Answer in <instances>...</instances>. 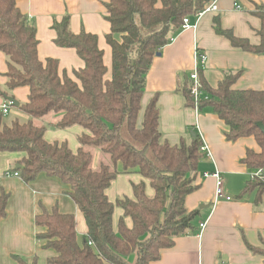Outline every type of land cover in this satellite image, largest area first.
Returning a JSON list of instances; mask_svg holds the SVG:
<instances>
[{
  "label": "trees",
  "instance_id": "16d2710c",
  "mask_svg": "<svg viewBox=\"0 0 264 264\" xmlns=\"http://www.w3.org/2000/svg\"><path fill=\"white\" fill-rule=\"evenodd\" d=\"M19 0H0V52L7 58V98L20 87L30 90L28 102L19 111L31 120L11 124L4 122L0 110V153L25 155L16 172L29 184L40 175L58 178L69 188L67 194L82 212L87 235L83 246L78 242L77 220L73 214H63L56 206L43 208L35 218L37 239L43 249L53 250L49 264H151L159 261L162 251L173 248L175 240L195 231L197 212H189L186 200L200 188L196 173L205 156L199 134L188 144L184 139L176 146L163 142L160 131L158 96L144 107L147 76L154 59L182 32L184 20H193L213 0H109L107 21L111 32L106 42L112 50L111 75L104 62V51L96 34L71 30V18L65 15L55 21V44L76 50L84 67L61 71L57 59L39 58L37 28L17 6ZM262 21L258 31L260 45H251L224 30L220 18H215V31L228 39L233 47L255 54H264V7L255 12ZM199 68L203 96L196 102L190 89L184 87L187 106L201 111L210 108L229 127L227 139L237 141L254 137L261 148L248 150L243 163L250 171L264 168V90H235L240 73L231 74L214 89ZM191 77V75H190ZM189 77V86L191 79ZM188 85V84H187ZM207 97V99H206ZM51 113L60 117L59 129L81 126L87 133L79 137L80 148L73 152L67 143H48L45 127L33 119ZM99 149L108 155L111 164L93 170V154ZM121 170H120V166ZM136 172L150 182L155 196L149 198L146 182L133 184L134 198L113 203L107 190L121 173ZM255 193V202L262 200L264 184L248 181L240 195ZM10 194L0 195V221L7 217ZM124 211L114 226L115 208ZM130 218L133 226L126 224ZM262 247L248 248L264 256ZM137 254L134 263L128 257ZM20 264L31 263L15 257Z\"/></svg>",
  "mask_w": 264,
  "mask_h": 264
},
{
  "label": "crops",
  "instance_id": "0c3cea01",
  "mask_svg": "<svg viewBox=\"0 0 264 264\" xmlns=\"http://www.w3.org/2000/svg\"><path fill=\"white\" fill-rule=\"evenodd\" d=\"M109 0H19L17 6L30 23L37 28L39 58L57 59L61 71L84 67L76 50L61 48L55 44V21L65 15L71 18V30L79 34L82 30L96 34L99 46L104 51V62L111 75L112 50L106 42L111 32L107 21L106 4ZM218 12H208L191 20V27L184 29L169 45L165 46L154 59L147 76L144 107L158 96L160 110V131L163 142L179 145L184 139L192 142V134H199L207 146L210 156L202 158L196 173V184L200 188L189 195L186 207L189 212H197L193 221L195 231L175 240L173 248L162 251L159 261L151 264H264V256L253 253L248 244L262 247L264 241V194L255 202V193L243 198L250 170L243 163L247 151L261 152L254 137L229 141V127L210 108L201 111L187 106L184 87L189 89V77L197 67V54L207 55L203 69L204 77L211 88L216 89L226 76L240 73L234 85L235 90H264V54H255L233 47L225 37L215 31V18H220L224 30H230L237 38L246 39L251 45L261 43L258 31L262 21L255 12L264 7V0H217ZM7 58L0 52V89L7 90ZM188 84V85H187ZM30 90L20 87L9 93L20 105L28 102ZM7 102L0 96V110ZM19 105V106H20ZM19 107L9 109L7 124L15 120L26 123L31 118L19 111ZM11 111V112H10ZM60 117L51 113L41 119H33L37 126L45 127L48 143H67L73 152L80 148L79 137L87 133L81 126L59 129L55 124ZM98 163L109 164L104 154L90 149ZM22 153H0V195L10 194L7 217L0 221V264H20L15 257L31 263L38 257V264H49L55 256L53 250L43 249V242L37 235L44 229L38 228L35 218L43 208L51 211L56 206L63 214H73L77 220L78 242L83 246L87 235V225L82 212L67 194L69 188L60 179L40 174L35 181L26 184L15 176L16 168L23 158ZM110 160V158H109ZM111 162V161H110ZM111 164V163H110ZM120 166V165H119ZM121 170V166H120ZM221 174L223 187L233 201H215L216 179L205 174ZM146 182L149 198L155 191L149 181L136 172L121 173L107 190L108 198L116 203L123 198H134L133 184ZM124 211L118 209L114 215L115 229L118 217ZM128 227L132 220L126 218ZM205 224V228L201 225Z\"/></svg>",
  "mask_w": 264,
  "mask_h": 264
},
{
  "label": "built area",
  "instance_id": "2783aa9c",
  "mask_svg": "<svg viewBox=\"0 0 264 264\" xmlns=\"http://www.w3.org/2000/svg\"><path fill=\"white\" fill-rule=\"evenodd\" d=\"M219 11V7L217 4V0H213L211 2L210 5H208L205 10L201 13L198 14V17H201L202 15H204L205 13L208 12H218ZM192 25L191 20L189 18H186L184 20V26L183 29H187L190 28ZM207 55L205 54H201L198 53L197 54V67L195 68V70L192 72L191 74V84L189 86V89L191 91V94L193 95L194 99L197 101H199L202 96H203V92H202V86L199 80V73L198 70L200 67L205 68V65L207 63ZM207 99V97H206ZM11 104L7 101L5 104H3L1 111L3 113L4 116L8 115L9 113V108H10ZM201 151L203 153H205L206 155L210 156L209 150L207 148V146L203 143V146L201 147ZM15 176L19 177V174L16 172ZM206 178L209 177H213L216 179V192H215V201L219 202L221 200H225V201H233V198L229 195L226 194L224 187H223V179L221 177V174L216 172L215 174H205ZM249 179L250 181H260L262 184H264V168L255 170V171H250L249 173ZM201 228H205V224L201 225Z\"/></svg>",
  "mask_w": 264,
  "mask_h": 264
},
{
  "label": "rangeland",
  "instance_id": "374dc122",
  "mask_svg": "<svg viewBox=\"0 0 264 264\" xmlns=\"http://www.w3.org/2000/svg\"><path fill=\"white\" fill-rule=\"evenodd\" d=\"M14 107H12V106H10V110H12ZM11 112V111H10ZM7 117H11V114L10 115H6V116H4V122H8L7 121ZM21 120H23V118H21L20 119V122H23V121H21ZM98 151H99V153H102L101 152V150H99V149H97ZM105 157H107V163H111L110 162V160H109V156L108 155H106ZM98 162H100V161H98V158H94V160H93V163H92V168H93V170H99L100 169V166L102 165V164H105V163H98ZM144 180L145 181H147L145 178H144ZM118 209H121L120 207H116L115 208V211H117ZM122 210V209H121ZM115 215V214H114ZM123 217V216H122ZM122 217H118V221H120V219L122 218ZM129 219V218H128ZM136 259H137V254L136 253H134V254H132L130 257H128V261L129 262H131V263H134L135 261H136Z\"/></svg>",
  "mask_w": 264,
  "mask_h": 264
},
{
  "label": "water",
  "instance_id": "95a60500",
  "mask_svg": "<svg viewBox=\"0 0 264 264\" xmlns=\"http://www.w3.org/2000/svg\"><path fill=\"white\" fill-rule=\"evenodd\" d=\"M157 56H160V54H158ZM6 100L11 104L12 107H19V102L16 101L13 97H7ZM259 128L262 130V132L264 133V125L262 123H259ZM193 137L196 136L195 133L192 134ZM21 168V165H19L16 169H20Z\"/></svg>",
  "mask_w": 264,
  "mask_h": 264
}]
</instances>
